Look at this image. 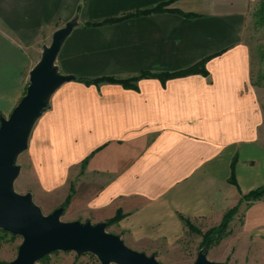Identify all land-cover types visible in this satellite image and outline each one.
Here are the masks:
<instances>
[{
  "label": "crops",
  "instance_id": "obj_1",
  "mask_svg": "<svg viewBox=\"0 0 264 264\" xmlns=\"http://www.w3.org/2000/svg\"><path fill=\"white\" fill-rule=\"evenodd\" d=\"M165 3V11L134 14ZM257 3L0 0L3 115L23 97L42 45L76 16L57 58L76 77L177 72L212 56L207 75L143 77L136 89L63 84L31 135L30 181L46 193L68 184L64 201L73 185V220L103 222L121 210L111 232L148 254L181 243L182 216L220 224L242 194L264 185V111L245 41ZM124 15L131 16L106 22ZM235 155L237 185L230 182ZM257 228L251 236L264 237Z\"/></svg>",
  "mask_w": 264,
  "mask_h": 264
},
{
  "label": "water",
  "instance_id": "obj_2",
  "mask_svg": "<svg viewBox=\"0 0 264 264\" xmlns=\"http://www.w3.org/2000/svg\"><path fill=\"white\" fill-rule=\"evenodd\" d=\"M78 24L76 16L54 31L51 43L43 45L40 59L29 72L26 93L8 116L0 115V229L23 238L17 257L8 264H37L59 251L79 256L91 253L101 264H164L155 254L133 249L120 235L107 231L106 221H62L65 206L45 215L31 191L15 190L21 172L17 159L28 149L36 123L50 109L56 91L77 78L63 73L57 58ZM207 250L201 248L190 264H227L209 259Z\"/></svg>",
  "mask_w": 264,
  "mask_h": 264
},
{
  "label": "rangeland",
  "instance_id": "obj_3",
  "mask_svg": "<svg viewBox=\"0 0 264 264\" xmlns=\"http://www.w3.org/2000/svg\"><path fill=\"white\" fill-rule=\"evenodd\" d=\"M51 41L52 37H49L47 42L43 45H49ZM245 41L251 50L252 82L256 88L264 111V26H257L254 16L248 26ZM17 163L21 166L20 175L16 179L14 186L17 192L26 193L32 190L34 201L40 206L45 215L52 213L56 208L62 206L64 198L69 191L68 184L65 188L59 189L56 192L46 193L41 191L36 183L30 181L28 178L30 173L29 146L27 150L19 155ZM246 205V202L241 204L239 212L230 223L231 233L229 236L224 238L220 244L207 250L209 259L222 261L227 264H264V237H261V234H258V236L256 235L257 237L251 236V233L258 229V226L261 225V228L264 227V198L257 201L251 209L249 224L245 227L243 224L245 222L247 210ZM61 220H73L70 206L66 207L61 216ZM192 223L202 233L211 228L203 224H197L196 222ZM107 231L111 232V227H107ZM201 240L202 236L200 234L186 227L184 236L180 239V244L170 246L152 254H155L158 260L164 264H190L194 262L198 256L201 249ZM22 241L23 238L21 236H17L14 239L8 236L7 240L1 241L0 260L6 262L14 260L17 257L18 248ZM125 243L129 247L136 249V247L129 242L125 241ZM37 264H101V262L91 253L79 256L75 252L59 251L50 254L48 259L43 262H38Z\"/></svg>",
  "mask_w": 264,
  "mask_h": 264
},
{
  "label": "trees",
  "instance_id": "obj_4",
  "mask_svg": "<svg viewBox=\"0 0 264 264\" xmlns=\"http://www.w3.org/2000/svg\"><path fill=\"white\" fill-rule=\"evenodd\" d=\"M167 3L158 5L156 7H153L151 9H146L143 11H139L136 14H147L151 12H161L166 10ZM177 11V10H176ZM131 15H124L119 18L115 19H110L106 22H114V21H119L124 18H127ZM254 19H255V24L257 26H264V0H258V3L255 7L254 13H253ZM212 56L206 57L199 62L195 63L194 65L181 70L177 72H168V73H161V74H156V73H150V72H142L137 76H133L131 78L127 79H119L115 77H107V76H102V77H97V78H88V77H77L76 80L82 81L85 83H102V82H116L124 85L125 87H130V88H137V81L143 77H152V76H158L162 80L169 79V78H174V77H180V76H187L191 74H203L207 75L208 72L206 70V63L208 62L209 59H211ZM28 86V85H27ZM27 89V87H26ZM26 93V90H25ZM24 93V94H25ZM1 115V113H0ZM238 161L237 155L233 157L232 164H231V176H230V182L237 185V180H236V163ZM87 162V159L84 160L83 166H85ZM74 192V186H71L70 193L66 197V200L62 204L63 206L67 207L72 198V194ZM264 197V185L259 186L248 193L242 194L241 198L239 200V203L232 208L228 209L221 221L220 224L217 226H213L210 229H208L206 232H201L197 227H195L192 223V221L189 218L183 217L182 219L186 225V227L189 228V230L196 232L197 234H200L202 236V240L200 243V248L206 247L208 250L212 248L213 246H216L220 244V242L226 238L230 233V223L232 222L234 216L239 212V208L243 202H246V206L250 207L254 202L261 200ZM124 217V214L122 213L121 210H118L116 215L110 219H108L106 222L108 224V227L111 225L119 222L122 218ZM8 236H10L12 239L16 238L17 235L11 234L7 231H4L3 229H0V242L5 241L8 239ZM50 255H47L44 257L42 260L39 262H43L46 259L49 258ZM0 264H8V262L0 260Z\"/></svg>",
  "mask_w": 264,
  "mask_h": 264
}]
</instances>
